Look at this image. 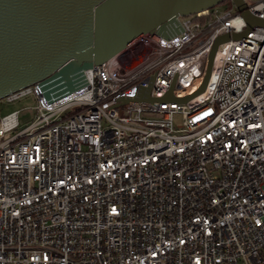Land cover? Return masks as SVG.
<instances>
[{"label": "built area", "instance_id": "1", "mask_svg": "<svg viewBox=\"0 0 264 264\" xmlns=\"http://www.w3.org/2000/svg\"><path fill=\"white\" fill-rule=\"evenodd\" d=\"M228 1L51 101L38 82L2 97L37 102L20 128L0 115V264H264V25L218 45L203 95L138 98L199 87L214 38L246 27Z\"/></svg>", "mask_w": 264, "mask_h": 264}, {"label": "water", "instance_id": "2", "mask_svg": "<svg viewBox=\"0 0 264 264\" xmlns=\"http://www.w3.org/2000/svg\"><path fill=\"white\" fill-rule=\"evenodd\" d=\"M224 0H0V98L38 82L49 101L84 82L83 70L101 64L146 32L169 37L179 32L180 15L210 8ZM243 16L242 31L218 34L207 56L199 87L182 97L169 89L139 99L186 101L206 89L218 45L246 36L264 17L245 0H232ZM128 101L129 98H122Z\"/></svg>", "mask_w": 264, "mask_h": 264}, {"label": "rangeland", "instance_id": "3", "mask_svg": "<svg viewBox=\"0 0 264 264\" xmlns=\"http://www.w3.org/2000/svg\"><path fill=\"white\" fill-rule=\"evenodd\" d=\"M215 7H229L230 2L227 1H223L220 2L216 5H214ZM134 50V49H132ZM135 52H130V49H125L123 52H121L119 54L120 58H125L126 56H131L133 55ZM37 100L35 95L32 94H28L26 96H23L17 100L14 101H6L3 98H0V115H4L6 113H9L15 109H19L20 113H19V119H20V125L19 128L24 126L26 123H28L33 117H34V105L36 104ZM182 122V116L181 113H176L174 115V123L176 125H180Z\"/></svg>", "mask_w": 264, "mask_h": 264}, {"label": "bare ground", "instance_id": "4", "mask_svg": "<svg viewBox=\"0 0 264 264\" xmlns=\"http://www.w3.org/2000/svg\"><path fill=\"white\" fill-rule=\"evenodd\" d=\"M202 93H204V92H202ZM202 93H199V95L201 96ZM202 95H203V94H202Z\"/></svg>", "mask_w": 264, "mask_h": 264}]
</instances>
